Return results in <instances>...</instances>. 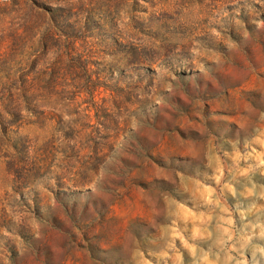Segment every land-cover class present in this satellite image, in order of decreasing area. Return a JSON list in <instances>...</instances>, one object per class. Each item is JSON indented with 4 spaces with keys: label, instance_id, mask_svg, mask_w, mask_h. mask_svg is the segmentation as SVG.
<instances>
[{
    "label": "rangeland",
    "instance_id": "obj_1",
    "mask_svg": "<svg viewBox=\"0 0 264 264\" xmlns=\"http://www.w3.org/2000/svg\"><path fill=\"white\" fill-rule=\"evenodd\" d=\"M258 21L264 0H0V264H264Z\"/></svg>",
    "mask_w": 264,
    "mask_h": 264
},
{
    "label": "clouds",
    "instance_id": "obj_2",
    "mask_svg": "<svg viewBox=\"0 0 264 264\" xmlns=\"http://www.w3.org/2000/svg\"><path fill=\"white\" fill-rule=\"evenodd\" d=\"M258 25L264 26V22L258 21L257 22ZM231 237H229L230 239ZM262 254H264V248H260L258 249ZM205 259H207V257H205ZM229 260H232L233 258L231 256L228 257ZM236 264H247L246 261L240 260V261H236Z\"/></svg>",
    "mask_w": 264,
    "mask_h": 264
}]
</instances>
